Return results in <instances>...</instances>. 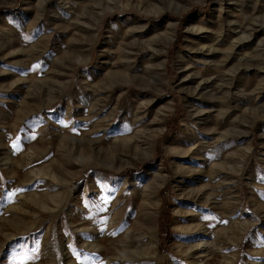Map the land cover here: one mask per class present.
I'll use <instances>...</instances> for the list:
<instances>
[{"label": "rangeland", "instance_id": "rangeland-1", "mask_svg": "<svg viewBox=\"0 0 264 264\" xmlns=\"http://www.w3.org/2000/svg\"><path fill=\"white\" fill-rule=\"evenodd\" d=\"M0 264H264V0H0Z\"/></svg>", "mask_w": 264, "mask_h": 264}, {"label": "trees", "instance_id": "trees-1", "mask_svg": "<svg viewBox=\"0 0 264 264\" xmlns=\"http://www.w3.org/2000/svg\"><path fill=\"white\" fill-rule=\"evenodd\" d=\"M161 220V231L164 233V235H167L169 233V227L171 225V216L167 210L163 211Z\"/></svg>", "mask_w": 264, "mask_h": 264}, {"label": "bare ground", "instance_id": "bare-ground-1", "mask_svg": "<svg viewBox=\"0 0 264 264\" xmlns=\"http://www.w3.org/2000/svg\"><path fill=\"white\" fill-rule=\"evenodd\" d=\"M243 67V66H242ZM229 89V88H228ZM229 92V91H228ZM200 113V112H199ZM126 255V254H125ZM121 256H122V254H121ZM125 257V256H124ZM137 257V256H136ZM133 258V257H132ZM127 259V258H126ZM134 261V260H133Z\"/></svg>", "mask_w": 264, "mask_h": 264}]
</instances>
